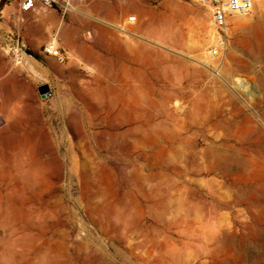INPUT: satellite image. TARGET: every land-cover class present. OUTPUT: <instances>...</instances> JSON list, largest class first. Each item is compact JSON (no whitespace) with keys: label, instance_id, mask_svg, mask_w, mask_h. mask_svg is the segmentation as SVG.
Segmentation results:
<instances>
[{"label":"rangeland","instance_id":"rangeland-1","mask_svg":"<svg viewBox=\"0 0 264 264\" xmlns=\"http://www.w3.org/2000/svg\"><path fill=\"white\" fill-rule=\"evenodd\" d=\"M6 4L0 264H264V0Z\"/></svg>","mask_w":264,"mask_h":264},{"label":"built area","instance_id":"built-area-1","mask_svg":"<svg viewBox=\"0 0 264 264\" xmlns=\"http://www.w3.org/2000/svg\"><path fill=\"white\" fill-rule=\"evenodd\" d=\"M80 0H19L20 8L23 12L34 11L38 5L47 9H60L68 11L72 3ZM190 4L198 5L209 9L213 20L219 30L217 44L211 48L210 54L220 57L227 47V27L228 19L231 16L249 15L254 9V0H183ZM136 17H130L129 22H136ZM18 50V49H17ZM44 56L55 58L59 63L64 64L70 60L69 53L59 46L54 39L48 41L42 47ZM4 120L0 119V125Z\"/></svg>","mask_w":264,"mask_h":264},{"label":"water","instance_id":"water-1","mask_svg":"<svg viewBox=\"0 0 264 264\" xmlns=\"http://www.w3.org/2000/svg\"><path fill=\"white\" fill-rule=\"evenodd\" d=\"M39 92L43 95V96H47L50 93V88L48 85H43L41 87H39Z\"/></svg>","mask_w":264,"mask_h":264},{"label":"bare ground","instance_id":"bare-ground-1","mask_svg":"<svg viewBox=\"0 0 264 264\" xmlns=\"http://www.w3.org/2000/svg\"><path fill=\"white\" fill-rule=\"evenodd\" d=\"M54 40H56V39H54ZM240 79H241V78H240ZM239 81H240V82L238 83V85L241 86V87H242V86L244 87V86L247 84L245 81H242V80H239ZM209 158H211V157H209ZM218 162H219V161H218Z\"/></svg>","mask_w":264,"mask_h":264},{"label":"trees","instance_id":"trees-1","mask_svg":"<svg viewBox=\"0 0 264 264\" xmlns=\"http://www.w3.org/2000/svg\"><path fill=\"white\" fill-rule=\"evenodd\" d=\"M6 3H7V0H1L0 6H1V7H4ZM29 53H30V52H29Z\"/></svg>","mask_w":264,"mask_h":264},{"label":"crops","instance_id":"crops-1","mask_svg":"<svg viewBox=\"0 0 264 264\" xmlns=\"http://www.w3.org/2000/svg\"><path fill=\"white\" fill-rule=\"evenodd\" d=\"M7 5H8V4H5V6H4V9L6 8V6H7ZM4 9H2V10L0 11V13H1V12H3V11H4Z\"/></svg>","mask_w":264,"mask_h":264}]
</instances>
